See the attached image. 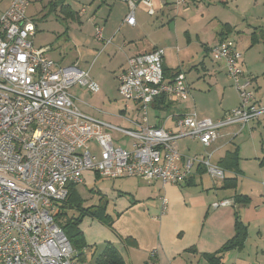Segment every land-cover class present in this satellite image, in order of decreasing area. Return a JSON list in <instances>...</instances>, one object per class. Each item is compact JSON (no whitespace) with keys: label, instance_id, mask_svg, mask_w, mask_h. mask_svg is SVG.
Here are the masks:
<instances>
[{"label":"built area","instance_id":"2783aa9c","mask_svg":"<svg viewBox=\"0 0 264 264\" xmlns=\"http://www.w3.org/2000/svg\"><path fill=\"white\" fill-rule=\"evenodd\" d=\"M125 1L124 22L134 26L135 0ZM136 1L152 14V0ZM189 1L172 0L176 5ZM28 4L29 0H10L0 11V264H83L55 220L69 185L83 183L86 171L110 179L140 177L179 185L196 164L221 181L225 170L212 160L221 129L237 125L240 132L264 113V104L255 100L250 82L241 81L237 42L224 38L210 50L223 62L239 101L216 121L186 111L177 115L172 129L148 123V109L161 96L175 101L190 96L184 72L165 78L164 49L159 46L126 57L117 75L118 90L137 103L140 119L131 120L129 128L96 119L78 108L70 88L77 85L95 92L98 84L75 65L55 64L46 55L48 47L33 46L36 26L26 15ZM94 35L110 42L100 26ZM113 131L130 137V147L116 146ZM226 134L227 139L235 135L232 130ZM187 136L202 145V154L180 153L177 140ZM227 139L223 145L232 142ZM232 203L221 199L211 207ZM161 204L164 211L165 196ZM156 254L153 249L151 256Z\"/></svg>","mask_w":264,"mask_h":264},{"label":"crops","instance_id":"0c3cea01","mask_svg":"<svg viewBox=\"0 0 264 264\" xmlns=\"http://www.w3.org/2000/svg\"><path fill=\"white\" fill-rule=\"evenodd\" d=\"M79 1L83 3H95L98 5L97 7L106 3V0ZM121 1L126 2L125 0ZM199 1L190 0L188 4L191 2L198 3ZM66 2L69 3L70 0H66ZM231 2L235 5V11L233 12L234 16L229 17V22H226L229 27L225 30L228 32L223 36L218 34L216 40L219 42L222 37L236 40L230 37L232 30L246 32L250 28L245 27V25H250V27L253 25L251 34L255 33L259 36L264 45V0H231ZM127 10L126 3V13ZM56 11L58 10L54 12ZM79 11H77V19L64 18L60 14L64 20L78 22L79 27L75 28V34L78 33L83 24L80 21L82 12L81 10ZM89 16L93 19L94 32L97 26L105 27L107 36L116 37L113 31L106 28L109 16L107 19L101 20L96 19L95 12ZM251 34L250 45H254L259 40L252 43ZM93 36L96 41H99L94 34ZM188 41L190 42L191 39L189 38ZM212 41L204 43L198 40L204 57L210 51L213 45ZM109 43L104 44L103 49ZM41 47L49 48L46 53L49 56L52 47L48 44ZM122 47L124 50L122 56L116 57V55H112L110 57V54L107 55L111 64L108 66V69L115 73V78L124 69L126 57L150 51L157 46L146 47L145 45L136 44L133 47L131 43L129 45L125 44ZM162 48L164 49L163 67L170 69L172 72L178 67L169 66L170 64L165 62L167 57V54H165L166 48ZM239 50L243 53L241 47H239ZM217 65L220 66L218 62ZM217 65L215 67H208L203 60L200 64L194 65L193 69L198 73V66H200L202 70L210 72L209 74H215L223 70L227 76L223 65L222 67L220 66L222 69ZM244 65L247 66L243 58H241V69L243 71L241 78L243 81L248 80L250 82L255 100L259 105H262L264 104V95L258 94L260 87L258 76L254 75L249 69L244 70ZM167 76L166 79H169ZM92 77L94 78V76ZM262 77L264 79V71H262ZM188 82L192 83L190 79ZM169 102L170 105H167ZM176 102L166 97L154 101L149 109L151 114H154V120H156L154 122L151 121L149 124H161L167 129H172L173 121L177 115L188 111L176 108L174 106ZM135 105V112L138 114V105L137 103ZM230 108L224 110L219 117ZM88 115L94 117V114ZM134 119L136 118L128 119L129 126H131L130 121ZM249 124L247 125L251 131L259 129L260 126L264 130V113L260 114L258 119L250 121ZM259 132L261 134V131ZM222 140L223 138H220L216 142V146H214L216 151L212 160L218 163V161L225 158L227 153L237 148L238 162L236 169L227 168L225 170L226 178L235 179L234 187H223V180L214 181L205 172L204 168L197 164L192 167L188 179L179 185H164L159 179L145 180L140 177L111 179L115 180L111 189L98 190L101 197L98 203H102L101 200L106 197L104 202L106 211L114 217L113 224L111 227L106 228L100 223V225L90 223V234L97 235L93 237H89L79 224L81 231L84 233L83 235H85L86 246L81 250L83 260H80L79 256L78 259L83 264H90V260L101 252L104 245L110 243L121 253L125 264H212L208 259L209 256L220 257V260L215 264H264V186L256 182L257 179H264V156L262 158L258 155L256 156L257 159H254L257 163L256 171L252 172L247 167L250 160L253 159H246L240 156V146L236 144L235 139L231 142V145H223L224 142ZM192 144L195 146L192 147ZM177 147L183 155L197 154L195 152L203 148L196 140H189L188 143L182 146L178 144ZM259 154L262 153L260 152ZM246 176L255 180L246 179ZM241 178H245V181L242 183ZM104 179L105 177L100 175L96 179L94 172L91 171H86L83 174V183H87L88 180L90 182H99ZM252 183H257L259 187L251 185ZM236 194L242 195L245 200L242 202L241 200L239 202L233 201L231 205L227 206L211 207L212 203L221 199L233 200ZM162 196L167 198L164 211H162L161 204ZM107 202H112V211H108ZM237 226L238 229H242L244 232L240 245L220 251L221 247L233 238ZM153 249H157V254L154 257L151 256Z\"/></svg>","mask_w":264,"mask_h":264},{"label":"rangeland","instance_id":"374dc122","mask_svg":"<svg viewBox=\"0 0 264 264\" xmlns=\"http://www.w3.org/2000/svg\"><path fill=\"white\" fill-rule=\"evenodd\" d=\"M9 1L0 0V11L8 6ZM47 1L29 0L26 9V15L36 26L33 46L38 48L45 44L50 45L52 50L49 52L50 57L48 56V58L55 64L60 66L75 65L87 71L89 76L94 81L96 80L99 89L95 92L77 85L70 88V93L75 98L78 108L84 113L94 114V117L97 116L95 118L122 128L130 127L128 119H140V115L135 112L136 105L134 101L124 98L118 90L115 73L108 69L111 64L107 55L110 54V57L112 55L122 56L124 53L122 46L131 43L133 47L139 44L146 47L156 45L166 48L165 54H167V57L165 62L172 67L177 66L180 71L186 74V78L190 79V82L192 81V83L188 82L190 96L187 100L177 101L174 105L176 108L195 112L200 118L216 121L224 110L238 104V90L223 70L215 74H209L210 72L202 70L200 66H198V73L193 69L194 65L200 64L203 60L208 67H215L217 62L222 67L223 62L215 60L211 50L204 57L198 40L204 43L213 40L211 48L217 45L218 40L216 39L223 28V24L229 22V17L234 16L235 5L231 0H200L198 3L191 2L188 5H176L172 0H152V14H149L147 7L135 0L136 24L134 26H128L124 22L126 2L106 0V3L97 7L98 5L95 3L70 0L69 4L73 10H85V13L80 15V21L83 24L77 34H75V28L79 27L78 22L64 20L58 11H50ZM93 12H95L97 20L107 19L109 16L106 28L116 35L115 38L109 37L105 32V27L102 28L105 39L110 40V43L104 49L105 42L96 41L93 36V19L89 16ZM245 27L250 28L249 31L232 30L230 37L237 40L238 48L241 47L243 51V53L241 52L243 54L242 58L247 64V66L244 65V70L249 69L254 75L258 76L260 85L258 94L264 95V79L262 77V71H264V45L260 37L258 43L250 45V34L254 26L245 25ZM189 38L191 39L190 42L188 41ZM95 55L97 56L94 59ZM241 81H243L242 78ZM148 119V123L156 120H154V114H151L150 109H148ZM249 125L251 126V124ZM238 128L237 125L222 128L221 135L224 136H221L223 138L222 142L228 137L226 131L232 130L235 135L227 140L232 138V141H234L235 139L236 144L240 146V156L253 159L250 160L247 168L255 172L257 163L254 159H257V155L260 158L264 156L263 127L260 126L259 129L251 131L247 125L243 131L237 132L236 129ZM259 131H261V134ZM112 138L116 146L130 147L131 145L132 139L130 137L116 131L112 132ZM189 140L191 139L187 136L178 139L177 142L182 146L188 143ZM92 146L94 145L92 144ZM193 146L195 145L192 144ZM203 152L204 150L201 148L195 153L202 154ZM260 152L262 154H259ZM247 178L252 179L249 176H246ZM114 181L105 177L103 181L90 182L88 180L87 183L78 184L77 191L84 200L83 206L98 204L100 193L96 191L111 189ZM244 181L245 178H241V183ZM256 182L264 186V179H257ZM251 185L259 187L257 183ZM105 200L106 197L101 200L102 203ZM106 204L108 211H112V202ZM68 214L77 215L78 212L70 210ZM90 223H100L103 227H108L97 218L85 215L80 225L89 237L97 236L90 234ZM97 255L90 260V264L95 263Z\"/></svg>","mask_w":264,"mask_h":264},{"label":"trees","instance_id":"16d2710c","mask_svg":"<svg viewBox=\"0 0 264 264\" xmlns=\"http://www.w3.org/2000/svg\"><path fill=\"white\" fill-rule=\"evenodd\" d=\"M47 4L50 7V11L58 10L60 14L64 16V18H70V19H77L78 13L77 11L73 10L71 8V5L66 2V0H49ZM227 27H229L228 24H223V29L218 33L220 36H223L228 31ZM226 29V30H225ZM227 37H222L219 41L223 40ZM232 39V38H231ZM234 40V39H233ZM259 40V36H257L255 33L251 34V42L255 43ZM236 41V40H235ZM180 70L176 68L172 72L170 69H165L163 67V73L166 78L174 77L177 73H179ZM164 95L160 97V99H164ZM167 105H170V102L167 103ZM238 162V154H237V148H234L232 151L227 153L225 155V158L221 159V161H218L217 165L222 167L224 170L228 169H236ZM95 178H99V174L97 172H94ZM223 187H234L235 186V179L234 178H226L224 177L223 181ZM93 190V189H92ZM99 193V191H96ZM101 199V197H100ZM244 201L245 198L242 197V195L236 194L233 198V201ZM83 199L80 196L79 192L76 189V184H71L68 186V194L66 196V199L58 206L57 213L55 215V220L57 224L62 228L63 232L67 236L70 244L72 245L73 249L77 252V256H79L80 260H83L82 252L81 250L86 246L85 238L83 235V232L81 231L79 224L82 220V218L85 215H91L95 218H97L99 221H101L103 224H105L108 227H111L114 221V217L109 214L106 211V205L105 203H98L96 205H90L87 207L83 206ZM70 210H76L78 212L77 215H69L68 211ZM244 235V232L242 229H238L233 238L228 240L220 249V251H223L225 249L234 247L236 245H240L241 239ZM209 261L212 262V264H215L220 260V257L215 256H209ZM94 264H125L124 259L121 255V253L116 249V247L112 246L110 243H107L104 245L101 252L97 255L95 258Z\"/></svg>","mask_w":264,"mask_h":264}]
</instances>
